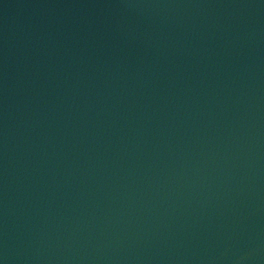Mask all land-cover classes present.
<instances>
[{
    "label": "water",
    "instance_id": "1",
    "mask_svg": "<svg viewBox=\"0 0 264 264\" xmlns=\"http://www.w3.org/2000/svg\"><path fill=\"white\" fill-rule=\"evenodd\" d=\"M0 264H264V0H0Z\"/></svg>",
    "mask_w": 264,
    "mask_h": 264
}]
</instances>
